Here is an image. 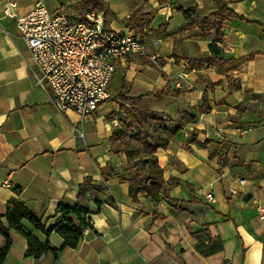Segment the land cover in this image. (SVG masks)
<instances>
[{"label": "crops", "instance_id": "crops-1", "mask_svg": "<svg viewBox=\"0 0 264 264\" xmlns=\"http://www.w3.org/2000/svg\"><path fill=\"white\" fill-rule=\"evenodd\" d=\"M6 1L0 0V214L19 199L48 229L62 221L58 205L65 203L87 206L90 225L69 247L55 229L46 234L24 220L23 229L57 250L35 257L3 219L10 239L3 264H264V218L256 208L264 206V0H14L19 15L42 1L50 11L101 13L107 28L144 38L145 50L118 62L107 98L85 116L59 111L35 85L36 66L16 21L4 15ZM218 6L243 20L227 17L216 42L214 30L201 36L195 22ZM252 53L235 70L218 61ZM204 93L211 108L199 113ZM130 102L182 124L156 152L164 180H181L166 186L179 201L175 208L163 194L132 197L120 177L128 160L110 138L121 125V104ZM245 125L254 129L242 134L237 127ZM6 241L1 237V246Z\"/></svg>", "mask_w": 264, "mask_h": 264}, {"label": "built area", "instance_id": "built-area-1", "mask_svg": "<svg viewBox=\"0 0 264 264\" xmlns=\"http://www.w3.org/2000/svg\"><path fill=\"white\" fill-rule=\"evenodd\" d=\"M16 9L14 0L3 5L4 15L16 21L36 66L35 85L50 93L59 111L72 109L81 116L95 113L108 96L118 62L146 48L139 34L107 28L102 14L95 11L83 16L65 7L50 11L42 1L25 15H19ZM261 128L264 130V124ZM237 129L246 134L254 127ZM9 184V180L3 181V185ZM230 192L235 194L236 190L230 188ZM206 198L214 200L213 193L206 194ZM256 208L264 218V206L257 203Z\"/></svg>", "mask_w": 264, "mask_h": 264}, {"label": "trees", "instance_id": "trees-1", "mask_svg": "<svg viewBox=\"0 0 264 264\" xmlns=\"http://www.w3.org/2000/svg\"><path fill=\"white\" fill-rule=\"evenodd\" d=\"M186 17H189L190 10L181 9ZM227 17H236L243 20L242 17L228 9L226 6H218V8L210 13L208 16L199 18L195 23L201 25V36H205L206 32L214 30L215 41H222L224 37L223 23ZM192 23H186L183 27H188ZM255 53H252L241 59L225 60L220 58V63L232 62L233 70L238 69L244 62L252 59ZM233 87L229 88V91ZM240 88V84L236 85ZM246 92H250L247 90ZM167 94L166 89L156 94ZM142 96L132 97L142 98ZM211 106L208 103L207 93L203 94L202 104L198 107V112H206L210 110ZM121 113L124 117L120 119V127L110 138L114 144L116 152H124L128 160L126 174L120 173V177L129 183V191L132 197H136L139 193H144L148 196L156 197L158 194H163V197L170 201L172 207H177L179 201L172 199L169 196V187L167 184L173 185L181 183L180 179H173L166 182L163 178L162 168L159 166L156 152L160 148H166L176 134L182 129L181 123H176L174 120H167L165 115L159 111L150 110L145 107H139L126 103L121 104ZM196 114L189 118L195 119ZM207 142L200 143L204 146ZM134 169V172H127V170ZM172 182V183H171ZM189 189L190 185L186 183ZM20 193V189H16ZM88 191L86 185L79 189V199ZM193 201V199H191ZM58 211L62 215V221L55 227L46 229L41 222L40 217L33 208L28 206L25 202L19 199H12L9 201L5 214H0V240L1 237L6 238V244H0V264H3L8 249L10 247V239L8 229L4 223L9 227L20 231L27 239L28 255L35 257L41 256L45 252H57L56 249L50 247L48 242L43 243L30 231L23 229V221L27 220L33 228L41 230L49 234L52 230L64 239V246L76 247L80 237L83 234L82 227L90 225V210L87 206H70L65 203L58 205ZM75 216L78 223H76L71 216Z\"/></svg>", "mask_w": 264, "mask_h": 264}, {"label": "rangeland", "instance_id": "rangeland-1", "mask_svg": "<svg viewBox=\"0 0 264 264\" xmlns=\"http://www.w3.org/2000/svg\"><path fill=\"white\" fill-rule=\"evenodd\" d=\"M128 104H129V106H130V105H132V102H130V103H128ZM140 105H141V104H140ZM142 107H144V106H142ZM121 117H124V115L122 114Z\"/></svg>", "mask_w": 264, "mask_h": 264}]
</instances>
